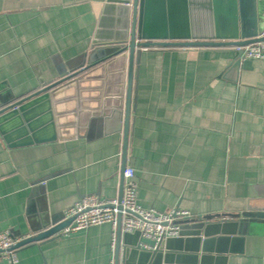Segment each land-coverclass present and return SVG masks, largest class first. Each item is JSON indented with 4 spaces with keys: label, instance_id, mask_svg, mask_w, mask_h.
I'll return each mask as SVG.
<instances>
[{
    "label": "crops",
    "instance_id": "obj_1",
    "mask_svg": "<svg viewBox=\"0 0 264 264\" xmlns=\"http://www.w3.org/2000/svg\"><path fill=\"white\" fill-rule=\"evenodd\" d=\"M104 1L0 0V103L35 92L80 63L94 39L107 40L117 15L99 25ZM186 4L189 24L209 27L210 17L190 15L206 9ZM236 57L233 46L143 48L126 155L122 120L103 115L84 113L82 136L67 128L62 139L9 146L0 134V232L35 235L64 221L84 194L119 198L124 166L135 171L144 208L188 210L190 218L263 208L264 59L241 57L234 66ZM118 71L106 78L116 82ZM226 219L209 221L200 239L172 243V264H264V219L242 226ZM113 241L110 223L59 233L19 247L18 264H110L116 231ZM142 243L154 241L125 236L118 264L135 263L139 254L127 258L125 250L148 251ZM0 264L11 263L0 257Z\"/></svg>",
    "mask_w": 264,
    "mask_h": 264
},
{
    "label": "water",
    "instance_id": "obj_2",
    "mask_svg": "<svg viewBox=\"0 0 264 264\" xmlns=\"http://www.w3.org/2000/svg\"><path fill=\"white\" fill-rule=\"evenodd\" d=\"M206 10L190 12L211 18L209 27H194L189 24L187 0H105L101 5L100 26H109L110 17L117 15L116 24L106 38L94 39L84 59L68 70L60 71L50 81L42 80L35 92L18 100L0 103V134L9 146L29 144L48 139L64 138V130L72 128L73 136L84 132L81 117L103 115L108 119L122 120L124 132V155L128 143V130L131 113L133 73L135 64L140 62L143 48L152 46H245L264 40V0H191ZM214 2V9L210 8ZM192 7V4H190ZM168 13L169 25L161 24L163 11ZM203 10V9H202ZM194 15V16H193ZM155 17H157L155 19ZM194 24V20L191 19ZM199 22V21H198ZM233 62L241 61L242 50L237 51ZM119 70L116 82L109 77ZM109 75V76H108ZM90 80L94 89H86ZM116 80V79H114ZM126 80V87L124 81ZM120 82L119 84H117ZM117 84V85H116ZM106 86L108 88H106ZM111 87V88H110ZM117 88V89H116ZM112 89L111 91H109ZM93 92V93H91ZM44 136V137H43ZM126 166L123 168V172ZM124 177L119 201L123 197ZM118 209H121L119 204ZM214 218H227V222L244 225L251 219H264L263 208H249L238 213L205 215L198 218H185L179 221L180 236L162 241L152 250L139 247L125 250L127 258L136 254L137 261L125 264H172L171 244L183 243L184 238L200 239L207 235L209 221ZM75 216L41 230L18 241L15 247L42 241L58 235L70 225ZM122 214L118 213L116 230V264L121 250V241L126 236H140V232L123 233Z\"/></svg>",
    "mask_w": 264,
    "mask_h": 264
},
{
    "label": "built area",
    "instance_id": "obj_3",
    "mask_svg": "<svg viewBox=\"0 0 264 264\" xmlns=\"http://www.w3.org/2000/svg\"><path fill=\"white\" fill-rule=\"evenodd\" d=\"M235 49L236 52L242 50L241 57L245 59H264V40L237 46ZM123 177L124 188L121 202L118 198H105L96 193L84 194L65 212L66 218L75 216V219L59 233L68 234L90 226L110 223L114 229L113 247H115L118 213L121 212L123 233L138 231L143 237L154 241L153 244L142 243L141 248L143 249L152 250L168 238L179 237L181 231L179 221L192 217V214L188 210L175 208L170 211H160L155 208L142 207L137 200L138 183L135 180L134 169L126 167ZM119 204H121L120 210L118 209ZM23 238L15 237L9 230L1 231L0 257L5 258L11 264H18L19 247L15 245ZM110 264H116V262L112 260Z\"/></svg>",
    "mask_w": 264,
    "mask_h": 264
}]
</instances>
